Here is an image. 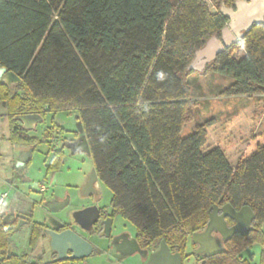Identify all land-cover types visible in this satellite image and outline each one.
Listing matches in <instances>:
<instances>
[{
	"label": "trees",
	"instance_id": "16d2710c",
	"mask_svg": "<svg viewBox=\"0 0 264 264\" xmlns=\"http://www.w3.org/2000/svg\"><path fill=\"white\" fill-rule=\"evenodd\" d=\"M211 1L219 9L234 0ZM218 9L204 0H0V67L21 78L13 90L0 81V102L12 143L25 140L16 115L75 109L114 211L144 245L164 240L183 255L213 205L249 206L250 229L201 264H250L242 250L264 242V132L255 133L264 110V25L203 69L232 78L225 94L258 97L180 137L192 118L186 68L226 25ZM5 238L0 230V248Z\"/></svg>",
	"mask_w": 264,
	"mask_h": 264
},
{
	"label": "flooded vegetation",
	"instance_id": "af4514ba",
	"mask_svg": "<svg viewBox=\"0 0 264 264\" xmlns=\"http://www.w3.org/2000/svg\"><path fill=\"white\" fill-rule=\"evenodd\" d=\"M232 5L233 3L230 6ZM17 84L6 85L13 90ZM5 113L7 116V108ZM55 113L45 112L43 116L39 114L41 122L30 129L25 128L16 115L14 119L24 130L23 142L10 141V126L8 134L0 136V141L8 143L6 151L1 150L0 145V195L5 194L0 203V230L6 235L5 247L0 248V264H90L91 259L96 256L117 264L133 255L138 256L142 264H150L149 256L158 250L160 242L156 245H144L138 240L136 231L133 233L127 228L120 221V215L114 211L110 201L106 202L101 197L96 185L99 178L93 181L90 172L81 180L57 183L55 175L69 157L79 153L90 154L83 151L72 153L71 143L77 141L83 133L79 130L68 133L62 125L53 121ZM47 116L52 118L50 125L38 130L37 125L46 120ZM47 134H50L49 137L43 139ZM33 138L40 141L32 142ZM42 144L46 147L42 156L45 175L33 179L29 171L32 156L35 153L41 154L39 147ZM56 156L61 157L60 163L56 168H51ZM225 220L228 226L234 224L230 217H225ZM247 231L237 233L245 234ZM62 233H71L76 237L75 254L79 255L84 251L80 248L83 244L91 247L89 254L71 258L73 252L65 244L58 243V239L56 242L52 238ZM212 234L223 245L222 236L216 231ZM190 240L191 236L181 255L182 264H201L204 256L196 253L197 244L192 243L194 247H191V252L187 251ZM137 248L147 252L142 251L140 254L134 251ZM189 254H192L193 259H189ZM249 262L253 264L250 260ZM151 264L160 262L154 261Z\"/></svg>",
	"mask_w": 264,
	"mask_h": 264
},
{
	"label": "water",
	"instance_id": "95a60500",
	"mask_svg": "<svg viewBox=\"0 0 264 264\" xmlns=\"http://www.w3.org/2000/svg\"><path fill=\"white\" fill-rule=\"evenodd\" d=\"M218 12L227 18L226 25L220 30V36L209 37L203 46L194 53V58L187 66L188 71H202L204 67L213 61L215 57L233 44L239 42L246 35L253 25H264V0H234L232 6H226L224 2L220 3ZM0 81L9 85L11 83H20L21 78L12 71L0 67ZM18 119L23 122L25 128H32L36 123L41 122L42 118L39 114L28 113L18 115ZM80 130L81 125H80ZM72 153L83 151L90 154L86 137L82 134L79 139L71 143ZM92 179L97 180L98 176L95 168L91 169ZM225 217L234 220L232 226H228ZM254 219V212L245 205L239 209H234L230 204L225 203L221 206L213 205L209 210L208 220L204 230L191 234V242L198 245L197 252L204 257H211L224 252V247L215 236L213 231L218 232L222 236V240H229L237 232H245L251 221ZM53 240L57 239L58 243L65 244L68 249L73 252L71 258H81L87 256L91 247L83 244L80 248L81 254H75L77 239L73 235L62 233L57 237L52 236ZM57 240V241H58ZM56 241V242H57ZM56 243V244H58ZM134 251L147 252V250ZM159 261L160 264H182L181 254L179 252H171L164 240L160 241L157 251L149 256L148 263Z\"/></svg>",
	"mask_w": 264,
	"mask_h": 264
},
{
	"label": "rangeland",
	"instance_id": "374dc122",
	"mask_svg": "<svg viewBox=\"0 0 264 264\" xmlns=\"http://www.w3.org/2000/svg\"><path fill=\"white\" fill-rule=\"evenodd\" d=\"M176 1V0H172ZM206 1L209 9L214 12L217 11V7L211 0ZM220 7V5H219ZM238 56L244 55L243 48H239L236 51ZM232 78L228 76H223L211 71H189L186 76V83L189 88V100L191 103L190 110L192 113V118L187 120L181 131L180 137L185 138L190 135L196 125L203 123L205 120L214 118H226L230 114L234 113L240 107L244 106L248 102H251L258 97L257 94H225L224 91L232 82ZM6 106L4 103L0 102V136L3 134H8L9 120L5 113ZM51 116H47L46 120L37 125L38 130H42L51 123ZM53 121L62 125V127L68 133H74L75 131H80V122L78 120V114L75 109H66L58 111L53 116ZM264 132V110L260 114L259 123L255 130V133ZM2 146L1 150H8V143L0 141ZM40 153H35L32 156V163L29 169L31 177L33 179L42 178L45 175L44 164L42 156L43 151H45V145H40ZM83 161V163H82ZM93 166V160L89 155L83 153L76 154L74 157H69V160L65 161L60 169V171L55 175L57 183L71 182L72 179L78 180L86 174L90 173ZM74 181V180H73ZM35 183L33 187H35ZM97 190L101 194V197L106 202L111 199L110 189L102 182L99 181L97 184ZM121 222H124L133 233L136 231L134 225L124 219L119 217ZM262 232L264 234V223L261 225ZM191 247H194L191 240L187 245V251L191 252ZM264 247V242H256L251 246L243 249L241 256L249 259L253 264H258L260 259L261 250ZM193 250V248H192ZM189 259H193L192 254H189ZM241 258V257H240ZM90 264H113L108 262L102 257H94L91 259ZM117 264H142L138 256H130L125 260Z\"/></svg>",
	"mask_w": 264,
	"mask_h": 264
},
{
	"label": "built area",
	"instance_id": "2783aa9c",
	"mask_svg": "<svg viewBox=\"0 0 264 264\" xmlns=\"http://www.w3.org/2000/svg\"><path fill=\"white\" fill-rule=\"evenodd\" d=\"M4 196H5V194H1V195H0V203L2 202Z\"/></svg>",
	"mask_w": 264,
	"mask_h": 264
}]
</instances>
